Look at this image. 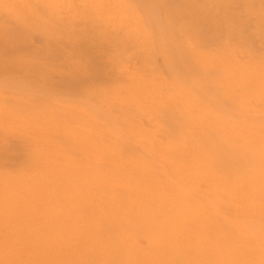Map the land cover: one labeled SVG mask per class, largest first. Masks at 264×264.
Listing matches in <instances>:
<instances>
[{
    "label": "bare ground",
    "instance_id": "6f19581e",
    "mask_svg": "<svg viewBox=\"0 0 264 264\" xmlns=\"http://www.w3.org/2000/svg\"><path fill=\"white\" fill-rule=\"evenodd\" d=\"M253 1L0 0V264H264Z\"/></svg>",
    "mask_w": 264,
    "mask_h": 264
},
{
    "label": "rangeland",
    "instance_id": "374dc122",
    "mask_svg": "<svg viewBox=\"0 0 264 264\" xmlns=\"http://www.w3.org/2000/svg\"><path fill=\"white\" fill-rule=\"evenodd\" d=\"M264 0H254L253 1V4L254 5H256L257 4V6L260 4V5H262V6H264ZM240 7H242V6H240ZM234 9H236V8H234ZM234 9H229V15L230 16H234L232 13V10H234ZM1 19V21H3L4 20V18L2 19V18H0ZM4 23H6V20H4L3 21ZM12 27H13V23H11V22H9V28H10V34L12 35V36H15V37H18V39L19 40H26V39H28V40H30L31 41V44L32 45H30L29 44V47H32V48H29V50L30 51H32V50H34L35 48L36 49H38L39 47H41V45H42V43H43V41H42V39L39 37V36H36L35 34H30V35H28V34H25V33H22V32H19V34H15V35H13V29H12ZM95 36V35H94ZM93 35H87V32L85 31V36H84V38L85 39H89V40H91L90 38H92V37H94ZM93 39V38H92ZM132 45L133 46H136V44L134 43V42H132ZM28 55L27 56H29V57H27V58H29V60H30V62H34L35 60H37L36 59V57H33V56H31L29 53H27ZM19 56H24L23 54H18ZM131 57H132V55H131ZM130 59V58H129ZM132 59H134L133 57H132ZM157 62L159 63L160 62V59H157Z\"/></svg>",
    "mask_w": 264,
    "mask_h": 264
}]
</instances>
